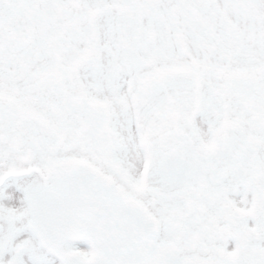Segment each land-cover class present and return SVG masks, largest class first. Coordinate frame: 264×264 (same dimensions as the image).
Returning <instances> with one entry per match:
<instances>
[{
    "label": "snow or ice",
    "instance_id": "snow-or-ice-1",
    "mask_svg": "<svg viewBox=\"0 0 264 264\" xmlns=\"http://www.w3.org/2000/svg\"><path fill=\"white\" fill-rule=\"evenodd\" d=\"M0 264H264V0H0Z\"/></svg>",
    "mask_w": 264,
    "mask_h": 264
}]
</instances>
